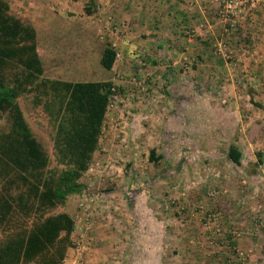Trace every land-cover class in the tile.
I'll use <instances>...</instances> for the list:
<instances>
[{"label": "rangeland", "instance_id": "374dc122", "mask_svg": "<svg viewBox=\"0 0 264 264\" xmlns=\"http://www.w3.org/2000/svg\"><path fill=\"white\" fill-rule=\"evenodd\" d=\"M91 1L95 3L82 1L71 6L75 12H70L68 22L74 23V26H63L62 21H56L38 35L46 77L58 80L61 75V78H66L68 73L64 72L56 74L57 77L52 75L51 53H58L61 61L69 56L75 62L70 63L69 79L63 78L64 81L94 82L112 78L119 92L113 107L108 111L98 154L91 165L92 171L90 169L84 178L87 191L94 197H90L87 192L85 196L80 195L78 201L76 199L79 213L74 219L77 220L82 211L89 215L90 220L83 215L75 227L79 234L71 248L74 259L77 261L81 255L85 264L89 249L94 248V211H107L108 214L104 215H107L108 220L114 219L112 212L120 211L116 209L120 207L124 209V220L127 214L129 222L118 220V227H108L111 230L108 239L113 245L107 246V253L114 255L116 252L120 257L115 260L112 258L119 264H183V261L184 264H264V150L256 151V164L247 161L244 151L241 164L233 166L225 156L227 145L219 137V129L213 127L211 130L208 125L206 131L210 139L203 140L205 138L202 139L200 133L204 128L199 134H195L193 129L196 125V129H199V124L192 118L196 115L185 114L182 108L175 107L174 101L167 119L169 126L166 133L153 128L148 117L151 106L159 107L162 104L161 93L169 94V85L161 87L158 83H164L168 70L173 76L175 74L174 79L179 74L172 66L174 60L166 58L167 63L163 61L164 69L167 64L165 70L160 69L161 66L153 67L147 62L148 52L142 48L133 54V60L124 62L114 72L106 70L100 63L104 50L102 47L108 41L118 39L114 34L101 38V21L108 16H112L118 24L122 21H118L112 4L103 6L99 0ZM98 10L97 18H93ZM81 22L89 33L81 28ZM124 23L128 36L122 40L129 42L133 38L132 25L126 20ZM242 23L240 21L226 34L225 24L220 17L225 38ZM199 29H203V25ZM238 47H230L225 40L217 41L214 46L221 58L219 49L238 55L240 47L249 48L244 45ZM120 50L124 49L120 47ZM44 53L50 54V57L48 54L44 56ZM242 63L244 61L237 62L238 65ZM230 65L237 69L236 65ZM119 73L124 74V80L118 81ZM135 78H148L146 91L135 88ZM181 82L173 87L175 97L188 91ZM239 89L242 90V87L239 86ZM249 89L250 86H247V93ZM145 101L149 103L140 116L133 108L140 102L143 106ZM20 105L35 136L48 151L52 168L59 167L47 115L41 108H34L29 97L20 99ZM122 114L123 118L120 117ZM159 135V146L152 148ZM218 141L221 142L219 146L216 144ZM211 142L213 147L209 146ZM153 149L156 156L162 157L155 163L150 160ZM109 191L117 192L118 199H107L105 195ZM97 196L99 203L94 204L91 200H97ZM106 203L110 207L104 208ZM65 210H69L68 202L56 212ZM100 230L103 232L99 235L108 231L104 226ZM85 238L88 241L84 249L76 251V243L84 242ZM96 249L102 253L101 246ZM217 255H221L222 260L219 261Z\"/></svg>", "mask_w": 264, "mask_h": 264}, {"label": "trees", "instance_id": "16d2710c", "mask_svg": "<svg viewBox=\"0 0 264 264\" xmlns=\"http://www.w3.org/2000/svg\"><path fill=\"white\" fill-rule=\"evenodd\" d=\"M37 37L36 28L12 14L8 0H0V264H64L73 248L75 219L56 211L70 196L88 192L84 178L119 93L114 81L46 77ZM100 63L109 71L117 63L109 41ZM27 97L49 119L57 168L25 118L20 99ZM208 135L201 137L208 141ZM243 156L237 146L227 148L233 166ZM160 159L151 150V162Z\"/></svg>", "mask_w": 264, "mask_h": 264}, {"label": "crops", "instance_id": "0c3cea01", "mask_svg": "<svg viewBox=\"0 0 264 264\" xmlns=\"http://www.w3.org/2000/svg\"><path fill=\"white\" fill-rule=\"evenodd\" d=\"M9 1H11L12 14L33 25L38 35L46 31L56 21H62L63 26H74V23L68 22L70 12H75L71 6L82 1L89 4L95 3V1L90 2L91 0ZM110 1L99 0V4L103 6L112 4L118 21L131 22L133 29V38L130 39V44L128 40L119 39L120 47L122 50L124 49L121 51L124 52L122 53L123 60L117 62L111 71L114 72L124 62H129L130 59L133 60L135 58L133 54L137 53V50L145 48L149 55L147 62L153 67L158 68L161 66L160 69H162L164 66L163 61L167 63L165 59L168 58L174 60L172 66L179 73L174 79L175 74L173 76L168 70L164 83L157 80L159 82L158 86L169 85V94L161 93L162 104L159 107L151 106V114L148 116L150 125L153 128L156 127L158 132H161L162 129L166 133L169 126L167 119L170 117L174 101L175 107L182 108V112L185 114L194 113L196 115L192 118L196 120V124H199L200 130L196 129L198 127L196 125L193 128L195 134L203 128L202 131L205 133L208 125L211 128L217 127L219 128V137L227 145L226 149L230 145H235L243 154H245L244 151L246 152L245 156L248 157L247 161L249 163L256 164V151L264 150V0H252L246 5L244 20L242 21L244 23L227 38L224 37L221 29L220 2L218 0H190L188 2L187 0ZM127 8L129 9L127 10ZM201 25H203V29H199ZM80 26L86 31V25L81 22ZM193 29H196V32H193ZM224 40L234 49L242 45L249 47L254 55L244 63L237 64V69H235L219 57L215 51V43ZM128 44L130 47H128ZM38 52L41 57L39 45ZM130 53L131 55H129ZM45 54L48 53L43 55L45 56ZM51 55L52 75L57 77L56 74L59 75L63 72L69 74L70 63L75 64V62L69 56L61 61L62 58L58 56V53H51ZM48 56L50 57V54ZM60 62L61 66H59ZM166 67L167 64H165V69ZM68 74L67 79H69ZM63 78L66 79L65 76ZM63 78H61V75L58 76V80H63ZM102 81L113 80L110 78L94 82ZM179 82L185 84L188 91L185 90L181 95L175 97L173 87L175 88ZM238 85L242 87V90L239 89ZM247 86H250L249 93L246 92ZM148 103V101H145L144 105L141 106L142 102H140L133 110L142 116L141 113L146 109ZM184 105L186 107L183 108ZM157 116L159 117L158 120ZM120 117L123 118V114ZM155 121L158 123L155 124ZM160 141L159 135V138H156V144L152 148L158 147ZM216 144L219 146L221 142L218 141ZM209 146L213 147L214 144L211 142ZM97 154L98 151L94 156ZM88 193L90 197H94L93 194ZM105 196L110 200L118 199V193L115 191H109ZM79 197L81 196L72 195L67 201L69 210H65V212L73 218L78 216L79 213L76 202ZM74 199L75 201L72 203L71 201ZM103 207L110 206L106 203ZM116 209L120 211H113L114 219L108 220L106 219L107 215H104L108 214L107 211H94L95 215L93 213L92 220L96 237L93 238L92 245H94V248L89 249L85 264H112V262L113 264H119V261H114L117 258L120 259L116 252L114 255L109 254L110 252L107 253L109 250L107 246L113 245L108 239V234L111 232L108 227H118L119 223H116V221L124 220L122 212L124 209L120 207H116ZM81 214L82 211L79 215ZM125 215L124 221L129 222L128 215ZM103 226L108 231L99 235L100 232H103V230H100ZM78 234V230H75L72 235V244L75 243L74 240L78 237ZM97 246H101L102 253L99 249H96ZM73 253L71 249L68 251L67 264H75L76 260ZM217 257L219 261L222 260L221 255H217ZM190 261L193 262L192 259Z\"/></svg>", "mask_w": 264, "mask_h": 264}, {"label": "built area", "instance_id": "2783aa9c", "mask_svg": "<svg viewBox=\"0 0 264 264\" xmlns=\"http://www.w3.org/2000/svg\"><path fill=\"white\" fill-rule=\"evenodd\" d=\"M189 1V0H188ZM221 5V11H220V17L222 21L225 24L224 32L226 34H229L240 21L244 20V12L246 5L252 1V0H218ZM100 9V7H99ZM99 10L92 16L93 18H97ZM102 26L100 29V35L101 38L105 37L106 35L114 34L117 36L118 40H112L109 41L111 43V47L116 52V61L119 62L123 59L122 52L120 50V43L119 39H125L128 36V29L126 26V23L121 22V24L116 23L115 19H113L112 16H108L102 21ZM222 58L228 63V64H234L237 65L238 61H246L250 59L254 53L251 50V48H239L238 49V55H234V53H230L227 50H220ZM118 81L124 80V74L119 73L117 75ZM134 86L139 91H146L147 85H148V78L146 79H133ZM117 83H114L113 90L117 92ZM114 100L110 103L108 111L113 107ZM108 115V113H107ZM92 171V167L90 168ZM97 200L93 199L91 202L94 204L99 203V197L97 196ZM84 210V209H83ZM85 215L87 217V220H90L89 215L87 216L86 213H82L79 218L75 219V227L78 226L80 219L82 216ZM88 241L87 238L84 239V242L76 243V251H80L84 249L85 243ZM74 247V245H73ZM68 263V256L66 257L64 264ZM75 264H83L82 257H78V260L75 261Z\"/></svg>", "mask_w": 264, "mask_h": 264}]
</instances>
